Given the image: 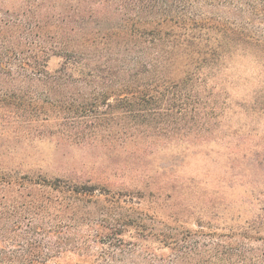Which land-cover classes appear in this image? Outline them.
Masks as SVG:
<instances>
[{
  "label": "trees",
  "instance_id": "16d2710c",
  "mask_svg": "<svg viewBox=\"0 0 264 264\" xmlns=\"http://www.w3.org/2000/svg\"><path fill=\"white\" fill-rule=\"evenodd\" d=\"M248 71L252 104L264 108V0L0 8V264H264V251L248 245L264 247V229L230 228L240 237L231 247L202 222L162 227L144 197L21 175L5 153L44 139L122 153L203 138L220 86Z\"/></svg>",
  "mask_w": 264,
  "mask_h": 264
},
{
  "label": "rangeland",
  "instance_id": "374dc122",
  "mask_svg": "<svg viewBox=\"0 0 264 264\" xmlns=\"http://www.w3.org/2000/svg\"><path fill=\"white\" fill-rule=\"evenodd\" d=\"M20 0H0L2 10ZM60 59L49 64L55 70ZM220 86L217 119L203 138L160 142L151 149L127 147L110 153L87 150L56 140L15 143L11 167L29 177L88 182L112 194L132 196L164 225L215 227L231 247L240 237L229 229H264V108L254 107V81L249 78ZM205 135V134H204ZM18 167V168H17ZM232 235V239H230ZM252 250L264 251L261 242ZM61 257L58 264L77 263Z\"/></svg>",
  "mask_w": 264,
  "mask_h": 264
}]
</instances>
